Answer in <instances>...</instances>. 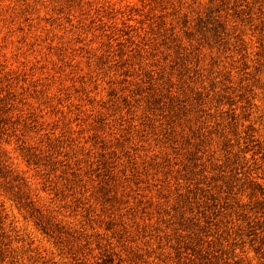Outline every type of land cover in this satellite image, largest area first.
I'll return each instance as SVG.
<instances>
[{"label": "rangeland", "instance_id": "rangeland-1", "mask_svg": "<svg viewBox=\"0 0 264 264\" xmlns=\"http://www.w3.org/2000/svg\"><path fill=\"white\" fill-rule=\"evenodd\" d=\"M0 264H264V0H0Z\"/></svg>", "mask_w": 264, "mask_h": 264}]
</instances>
